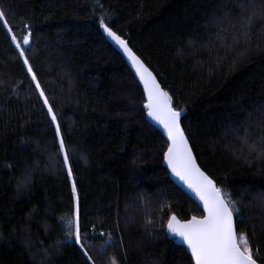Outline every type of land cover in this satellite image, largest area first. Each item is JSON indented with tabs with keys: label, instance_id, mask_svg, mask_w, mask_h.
Listing matches in <instances>:
<instances>
[{
	"label": "trees",
	"instance_id": "1",
	"mask_svg": "<svg viewBox=\"0 0 264 264\" xmlns=\"http://www.w3.org/2000/svg\"><path fill=\"white\" fill-rule=\"evenodd\" d=\"M0 10L12 30L0 27V264H194L167 223L204 213L172 181L169 144L101 20L185 112L199 165L233 209L238 239L264 264V213L252 222L258 208L242 191L264 193V0H0ZM29 30L34 51L25 56L75 150L71 179L10 38ZM77 206L91 261L69 235Z\"/></svg>",
	"mask_w": 264,
	"mask_h": 264
},
{
	"label": "snow or ice",
	"instance_id": "2",
	"mask_svg": "<svg viewBox=\"0 0 264 264\" xmlns=\"http://www.w3.org/2000/svg\"><path fill=\"white\" fill-rule=\"evenodd\" d=\"M100 23L107 36L123 49L131 65L134 66L139 80L143 82V88L147 95V103L144 105L147 115L157 125L163 127L171 141L166 158L172 173L180 181H183L188 189L195 193L199 200L203 202V206L207 211L205 218L192 217L191 220L184 223H181L173 215L167 223L168 232L166 235L173 237V243H175V238L180 239L181 243L177 247H182L186 244L185 251L190 253L195 264H257L258 249L257 258H254L253 250L249 247L247 240L240 238L238 241L233 225V209L229 207V204L222 197L220 189L214 184L213 180L196 165L192 150L180 125L182 113L173 107L172 97L161 89L155 76L129 48L127 41L117 35L103 20ZM0 27H4L9 33L12 31L7 24L3 10H0ZM31 37L32 32L29 30L19 41H17L15 35L10 38L15 42L19 55L23 57V64L27 66L26 71L31 74V80L34 82L35 89L42 99L43 106L46 108L49 124L57 138L62 163L67 176L71 179L73 177L69 157L71 145L65 144L57 113L45 95L27 56H25L26 52L34 51L30 45ZM22 45L28 47L25 48ZM261 144L264 145V138L261 139ZM71 151L74 153L75 150L71 149ZM260 151L264 155V147ZM72 189L73 192L76 191L74 179H72ZM261 199L264 200V193H262ZM74 216L75 219L69 222V235L73 237L76 244L80 245L83 254L91 261V256L88 255L87 250H84V245L81 242L82 233L79 225L78 206ZM0 239H2V233H0Z\"/></svg>",
	"mask_w": 264,
	"mask_h": 264
},
{
	"label": "water",
	"instance_id": "3",
	"mask_svg": "<svg viewBox=\"0 0 264 264\" xmlns=\"http://www.w3.org/2000/svg\"><path fill=\"white\" fill-rule=\"evenodd\" d=\"M103 33H104V36H105V38L108 40V42L113 46V48H115L121 55H122V57H123V59H124V61L126 62V64L128 65V67L130 68V70L133 72V74L135 75V77H136V79H137V81L139 82V84H140V86L142 87V89L144 90V88H143V82L142 81H140L139 80V76L135 73V68H134V66L133 65H131V62L128 60V58H127V55L123 52V49L122 48H120V46L119 45H117L114 41H112L111 40V38H109L108 36H107V34H106V32H104V30H103ZM129 46V45H128ZM130 48V47H129ZM133 51V50H132ZM133 53L136 55V53L133 51ZM137 56V55H136ZM138 57V56H137ZM139 58V57H138ZM140 59V58H139ZM141 60V59H140ZM142 61V60H141ZM142 63L145 65V67H147V65L142 61ZM148 68V67H147ZM149 69V68H148ZM149 71L150 72H152L150 69H149ZM152 74H153V76H155V74L152 72ZM155 78H156V81H157V83L160 85V83H159V81H158V79H157V77L155 76ZM160 87H161V85H160ZM161 89L163 90V88L161 87ZM164 91V90H163ZM144 93H145V96H146V100H147V95H146V92L144 91ZM181 113H182V115H181V120L183 119V117H184V115H185V112L184 111H181ZM147 118H148V120L150 121V123L154 126V127H156L160 132H161V134L163 135V137L166 139V141H167V143L169 144V147L171 146V141H170V139L167 137V135H166V132H165V130L163 129V127L162 126H160V125H157V123L156 122H154L153 120H152V118L151 117H149L148 115H147ZM180 120V125H181V128L183 129V127H182V124H181V121ZM183 131H184V129H183ZM184 133H185V131H184ZM185 136H186V138H187V140H188V143H189V146H190V148H191V150H192V154H193V156H194V158H195V162H196V165L201 169V171H203L206 175H208L202 168H201V166L199 165V163H198V160H197V158H196V155H195V153H194V151H193V148H192V146H191V143H190V141H189V139H188V137H187V135H186V133H185ZM169 149V148H168ZM164 166L167 168V170L169 171V173H170V177H171V179H172V181L184 192V193H186L201 209H202V211H203V213H204V218L207 216V211L205 210V208H204V206H203V202L202 201H200L199 200V198L195 195V193H193L190 189H188L187 188V185L186 184H184V182L183 181H180L179 180V178H177V177H175L174 176V174L172 173V170H171V167L169 166V164H168V162H167V158L165 157V161H164ZM209 176V175H208ZM210 177V176H209ZM211 178V177H210ZM212 179V178H211ZM213 180V179H212ZM213 182H214V184L217 186V184H216V182L213 180ZM222 195V194H221ZM222 197H223V195H222ZM224 198V197H223ZM226 201V200H225ZM227 202V201H226ZM177 218V217H176ZM178 219V218H177ZM171 220V219H170ZM179 220V219H178ZM181 223H184V221H181V220H179ZM233 225H234V230L236 231V234H237V230H236V221H235V217H234V215H233ZM167 232H168V229H167ZM171 239H173V237H170ZM237 238H238V235H237ZM175 240L177 241V243L180 245V243H181V241H180V239L179 238H175ZM183 247H187V245L185 244V245H183ZM190 254V253H189ZM194 260V259H193ZM194 264H195V261H194ZM257 264H259V263H257Z\"/></svg>",
	"mask_w": 264,
	"mask_h": 264
},
{
	"label": "rangeland",
	"instance_id": "4",
	"mask_svg": "<svg viewBox=\"0 0 264 264\" xmlns=\"http://www.w3.org/2000/svg\"><path fill=\"white\" fill-rule=\"evenodd\" d=\"M108 41V40H107ZM224 46L225 45H223V44H220V47H221V49L223 50V48H224ZM226 47V46H225ZM203 50V48H201V51ZM220 51V50H219ZM230 52V51H229ZM232 132V131H231ZM38 134H40V132L38 133ZM225 139V138H224ZM223 139V140H224ZM234 141H238V138H236V139H233ZM245 141H243V143H244ZM232 143H233V146H237L236 144H235V142H233L232 141ZM240 143V142H239ZM245 144V143H244ZM248 146V145H247ZM253 149H255V148H253ZM242 152V151H241ZM251 153V152H250ZM252 153H259L260 154V152H258L257 150H252ZM244 154H249V153H247L246 151L244 152ZM253 155V154H252ZM261 158H263L264 159V155H262L261 154V156H260ZM46 159V157L44 156V160ZM48 160H50V158L49 157H47V159L45 160V162H46V165H48L49 164V161ZM260 160V159H259ZM27 161V159L26 160H23L22 162L25 164V163H27L26 162ZM29 162H31V161H29ZM18 171H19V173H21V170H20V168H18ZM36 172H38V173H40L38 170H36ZM243 192H244V194L247 196V197H250L251 199H253V201L256 203V205H257V208H258V213H257V217L255 218L253 215H255V213H256V211L254 212V214L252 215V216H250L249 215V218H251V220H253L252 222H254L255 220H256V222L257 221H259L260 219H261V217H262V214L264 213V200H262L261 199V193H257V191L256 190H254V189H245V190H242ZM232 202V205L233 206H235V204H234V202L233 201H231ZM18 228V227H17ZM2 228H1V226H0V233L2 232ZM13 230V229H12ZM21 231H23V237H22V242L20 241V244H25V243H29V241H30V234H29V232H30V229L29 228H27L26 230H24V229H22ZM4 239H6V241H7V238L6 237H4L3 238V240ZM11 239V238H10ZM244 239V238H243ZM12 240H13V238H12ZM238 241H239V239H238ZM7 243H9V241L7 242ZM33 259H36L35 260V262H37V263H39V259H38V255L37 254H35L34 255V257H33Z\"/></svg>",
	"mask_w": 264,
	"mask_h": 264
}]
</instances>
